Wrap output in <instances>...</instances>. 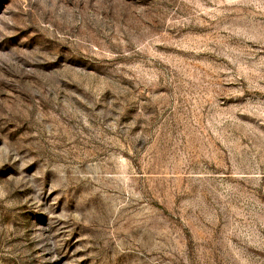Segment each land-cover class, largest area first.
Returning a JSON list of instances; mask_svg holds the SVG:
<instances>
[{"label": "rangeland", "instance_id": "obj_1", "mask_svg": "<svg viewBox=\"0 0 264 264\" xmlns=\"http://www.w3.org/2000/svg\"><path fill=\"white\" fill-rule=\"evenodd\" d=\"M0 264H264V0H0Z\"/></svg>", "mask_w": 264, "mask_h": 264}]
</instances>
